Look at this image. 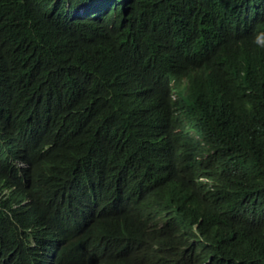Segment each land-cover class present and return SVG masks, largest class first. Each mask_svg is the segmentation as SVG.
<instances>
[{"label": "trees", "instance_id": "trees-1", "mask_svg": "<svg viewBox=\"0 0 264 264\" xmlns=\"http://www.w3.org/2000/svg\"><path fill=\"white\" fill-rule=\"evenodd\" d=\"M175 1L0 0V264H264V0ZM192 21L229 57L184 69Z\"/></svg>", "mask_w": 264, "mask_h": 264}, {"label": "clouds", "instance_id": "clouds-1", "mask_svg": "<svg viewBox=\"0 0 264 264\" xmlns=\"http://www.w3.org/2000/svg\"><path fill=\"white\" fill-rule=\"evenodd\" d=\"M127 0H125L126 2ZM131 4L134 3L136 0H128ZM194 1L195 0H186L193 8H194ZM167 2L171 5L173 9L176 11H181L183 6H179L178 2L175 0H167ZM99 5H101L99 2H97ZM147 3L148 1H143L140 4H138L135 8V11L141 15L146 14L147 12ZM104 6V5H101ZM190 16L187 15V18ZM190 24V22H189ZM193 27H188V33L194 32L191 35V39L194 41H201L206 40L208 38V34H210L211 42L216 47L217 51L211 52L209 50L204 51L202 49V45L199 43H193L191 48H189L187 52V59L185 62H183V68L187 69L191 72H199L202 68H204L210 61L213 60V58L218 55H225L226 57H229L227 49H226V32L223 29V27L217 28L216 33H213L212 24L202 23L201 29H198L199 27H196V23L192 21ZM176 27V26H175ZM182 28V27H181ZM127 30H124V37L119 38L115 34H112V36L109 38L110 40H105V36L98 35L95 40H93V46L92 48H97L98 51L95 52V56H98L99 59L106 58V57H113L117 55L116 50L123 46L124 44L128 43L127 41ZM139 46V45H138ZM138 46L136 48H138ZM106 48L105 52H102V48ZM56 56L60 59L70 60V61H77L85 59L86 57L75 51V48H73L71 51H63L58 52ZM187 63V64H186ZM2 149H0V156H1ZM5 160L11 161V162H17L19 164H22V169L19 171V176L27 179L26 176H23L25 172L28 170H35V166L31 167V161L12 156V155H4L2 157ZM25 160V161H24ZM39 169L43 170V167L41 163H39ZM244 198H240L234 201L225 202V201H215L213 204L212 211L213 214L216 215V219L221 221V225H223L225 228L230 230L232 234H237L239 231L244 228L247 223L249 222L250 218L253 217L254 212L249 206L244 205ZM234 204V205H233ZM233 205V206H232ZM199 250L203 251V254L206 256L205 258V264H211L214 260L215 253L208 254L206 252L205 247H200Z\"/></svg>", "mask_w": 264, "mask_h": 264}, {"label": "bare ground", "instance_id": "bare-ground-1", "mask_svg": "<svg viewBox=\"0 0 264 264\" xmlns=\"http://www.w3.org/2000/svg\"><path fill=\"white\" fill-rule=\"evenodd\" d=\"M22 166V164H20ZM26 197V196H25ZM12 210H13V204H12Z\"/></svg>", "mask_w": 264, "mask_h": 264}]
</instances>
